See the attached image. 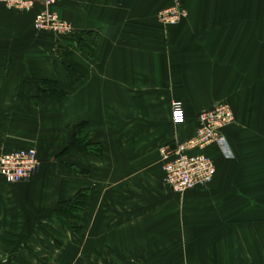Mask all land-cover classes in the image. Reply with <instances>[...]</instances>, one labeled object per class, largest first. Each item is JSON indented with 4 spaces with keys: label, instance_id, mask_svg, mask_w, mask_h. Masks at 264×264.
Wrapping results in <instances>:
<instances>
[{
    "label": "crops",
    "instance_id": "0c3cea01",
    "mask_svg": "<svg viewBox=\"0 0 264 264\" xmlns=\"http://www.w3.org/2000/svg\"><path fill=\"white\" fill-rule=\"evenodd\" d=\"M176 4L186 16L163 27L158 13ZM262 9L263 0H63L54 12L72 34L57 37L35 31L40 7L0 3V154L33 149L39 162L27 182L0 178V264H264ZM44 81L65 98L38 100ZM219 104L234 123L224 151H204L213 181L173 193L159 151L193 138L200 113ZM82 124L101 157L65 151ZM84 192L74 234L56 210Z\"/></svg>",
    "mask_w": 264,
    "mask_h": 264
},
{
    "label": "built area",
    "instance_id": "2783aa9c",
    "mask_svg": "<svg viewBox=\"0 0 264 264\" xmlns=\"http://www.w3.org/2000/svg\"><path fill=\"white\" fill-rule=\"evenodd\" d=\"M63 0H0L8 10L28 13L36 7L41 10L34 17L36 32L50 33L57 37L72 34L69 23L63 21L54 12V8ZM186 16L185 10L176 4L158 13L157 19L163 27H173ZM183 105L175 101L171 106V121L179 126L184 123ZM234 123V115L225 104L203 111L198 117V129L193 138L160 150L163 162L164 183L179 195L205 188L214 179L216 167L204 154V151L216 145L222 151L225 141L222 131ZM39 169L36 151L20 149L0 154V178L7 184H20L34 177Z\"/></svg>",
    "mask_w": 264,
    "mask_h": 264
},
{
    "label": "trees",
    "instance_id": "16d2710c",
    "mask_svg": "<svg viewBox=\"0 0 264 264\" xmlns=\"http://www.w3.org/2000/svg\"><path fill=\"white\" fill-rule=\"evenodd\" d=\"M72 83L77 84L78 77L70 69H68ZM65 98L57 83L53 81H44L38 100L58 103ZM85 125L76 127V136L73 142L66 147V152L77 151L85 156L92 155L97 158L102 156V149L99 146L90 144L89 135L83 132ZM83 132V133H82ZM87 194H78L71 202L60 204L56 210V218L60 225L68 229L74 234L80 233L79 221L87 202Z\"/></svg>",
    "mask_w": 264,
    "mask_h": 264
},
{
    "label": "rangeland",
    "instance_id": "374dc122",
    "mask_svg": "<svg viewBox=\"0 0 264 264\" xmlns=\"http://www.w3.org/2000/svg\"><path fill=\"white\" fill-rule=\"evenodd\" d=\"M262 18L264 20V10L263 9H262ZM261 36H262L261 44H262V48H264V26L261 27ZM159 154H160V151H159ZM160 157H161V155H160ZM162 169H163V167H162Z\"/></svg>",
    "mask_w": 264,
    "mask_h": 264
}]
</instances>
